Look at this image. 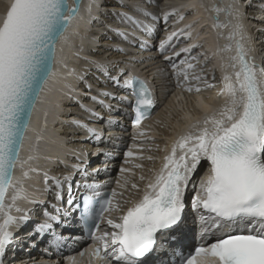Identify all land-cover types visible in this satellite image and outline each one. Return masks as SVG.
Instances as JSON below:
<instances>
[{
	"label": "snow or ice",
	"instance_id": "6c2138e0",
	"mask_svg": "<svg viewBox=\"0 0 264 264\" xmlns=\"http://www.w3.org/2000/svg\"><path fill=\"white\" fill-rule=\"evenodd\" d=\"M80 5L81 0H71V3L69 0H11L6 14L0 19V264H5L8 247L18 239L10 229L15 226L19 230L31 222L33 216V212L18 207L21 200L42 206L43 220L35 224L30 235L38 239L51 236L50 245H57L64 236L57 233L55 226H75V220L93 242L91 256L100 264H146L150 254L159 251L157 234L183 222L185 194L190 183L196 189L191 201L192 210L199 213L200 221L206 225L203 238L210 239L221 228L226 231L214 241L200 243L194 249L174 250L178 260L173 264H264V66L248 57L242 42L246 36L238 22L240 13L236 0L226 8L215 4L211 8L216 13L213 27H231L233 30L227 39L235 41V55L228 57L222 65L223 87L219 95L224 97V103L191 125L190 130L172 145L140 199L122 211L120 203L114 202L115 190L101 196L95 183L76 182L74 185L71 176L60 179L50 177L47 172L44 173V191L53 195L56 203L49 201L45 205L42 200L29 198L23 180L16 179L15 173L23 164L21 151L33 110L44 86L54 74L57 43L65 38L79 16ZM138 11L152 21L158 20L146 10ZM221 12L230 18L228 23L220 22ZM173 15L176 10L166 13L164 23L167 24ZM184 18L180 14L178 22ZM118 19L145 34L155 30L152 25L127 12L119 13ZM233 20L237 23H232ZM191 28L189 24L179 32L173 31L160 42L158 51L169 62L177 85L189 93H200L202 83L208 88L215 87L207 84L192 62L198 63L197 57L191 53L201 45L189 44L176 50L180 37L192 38ZM117 35L128 40L126 33L117 31ZM140 46L146 47L143 42ZM169 49H172L171 55ZM231 51V43L220 49L221 53ZM176 58H179L178 62ZM97 69L111 79L115 87L131 89L135 96L133 111L137 126L148 118L153 100L144 81L128 75L121 84L120 78L126 75L125 72L112 76L102 64H98ZM86 87L90 92L92 86ZM99 96L109 100L117 98L107 91H101ZM90 99L109 113L114 110L98 96ZM125 102L127 97L121 101ZM81 109L88 114L90 121L103 119L83 104ZM74 124L85 129L89 138H101L88 123L74 120ZM126 155L132 157L133 153L129 151ZM202 161L207 162L208 170L197 184L193 176ZM74 169L87 177L86 169L79 165ZM121 171L128 169L121 168ZM28 178L29 173L24 172L23 179ZM131 186L138 187L135 183ZM81 188L83 194H79ZM121 211L117 219L106 218L108 213ZM13 212L20 215L14 216ZM105 220L110 231L101 232L100 224ZM80 255L83 256L84 252Z\"/></svg>",
	"mask_w": 264,
	"mask_h": 264
},
{
	"label": "bare ground",
	"instance_id": "6f19581e",
	"mask_svg": "<svg viewBox=\"0 0 264 264\" xmlns=\"http://www.w3.org/2000/svg\"><path fill=\"white\" fill-rule=\"evenodd\" d=\"M102 1L105 0H84L79 16L68 29L65 38L59 41L57 57L53 69L54 74L50 77L49 82L45 85L40 95L30 127L26 133V139L21 151V160L23 164L18 166L15 177L18 180H23V186L29 198L42 200L45 202V205L49 201L56 203L54 196L44 191L45 172H47L50 177L54 176L60 179H63L64 176H71L74 185L76 182L83 184V182L90 180L92 181L91 183H95L99 187L101 182L103 183L102 180L98 181V179L94 178L92 173H88L87 177H85L77 173L74 166L79 165L81 167L87 162L88 164H95L96 168L106 167V169H101L99 171V173L105 176L110 170L109 166L113 167L114 157H116V154L117 156L119 154L117 148L122 145V142L116 141L113 137L106 139L101 137L99 140L89 138L85 129L76 127L74 124V120L87 121L88 114L81 109V104H90L92 106L91 109L98 113L100 117H103V119L89 121L88 124L90 126L94 124L96 129L100 130L102 128L101 122L105 121L106 128L108 127V129L105 128L106 130L104 133L108 135L117 134L120 132L119 130H122L121 128L125 127L123 123H121V120H117V118L119 117L121 119L122 115H128L130 113V107L126 106L127 108H123L126 104L121 103L123 99L116 98L114 100H109L99 96L101 91L112 92L117 91L118 88L114 86V82L111 79L105 77L102 72L98 71L97 64H102L107 67L112 76H118L117 71H119V67L123 69L125 65L131 66L136 64L135 67L132 66L126 69L127 71L129 70V75L137 78L146 77L147 75V78L152 79L149 84L152 85V88L154 87V89H152V95L154 97L152 117L144 120L138 127H134L130 130L129 134H131L132 138L129 140L130 146H127V149L128 152L131 151L133 153V156L128 157L123 154L125 156V165L121 168L128 169V171L122 172L121 169H119L117 178L113 181V189L118 193L114 198V202H118L121 197L120 200L124 202V204L121 205L122 211L126 210L132 202L141 198L146 184L155 173L159 171L161 165L164 163L163 157L170 153L172 145L180 136L188 132L191 125L203 119L205 115L211 114L212 110L219 108L224 103V97L219 95L223 87L222 82L221 85H219L220 83H217L218 85L216 84L217 86L215 88H218V91L214 94H212L213 92H209V88L206 85L202 84L199 85L202 89L200 93H196L195 91L189 93L185 91L183 87L178 88L177 82L174 83L171 79L174 77L173 74L162 76L160 71L156 70L157 68H166V65H168L167 61L159 59V57H155L156 59L154 57L146 59L150 55H148L146 51L140 52V49L143 48L140 46L141 43L135 36L140 35L153 38L154 33L145 34L139 30H134L132 26L121 23L118 19V14L119 12H127L134 15L137 19L144 22L147 21V23L153 25L155 21H152L149 17L140 15L138 10H146L159 18L157 8L152 7L148 9L154 2H150V0H148V2L147 0H123L126 1L123 3L119 0H107L110 1L109 4L104 5L99 10L98 5ZM184 1L182 0V2L175 3L170 7H164L163 14L175 9L176 15L183 14L184 17H186L184 20L186 23L189 20H194V23L191 24L192 26L199 23L202 25L195 27L194 31H198L196 36L201 35L199 37H202V40L204 39V44L206 43V49L203 50V53L206 54V57H208V55H211V57L215 56L214 58L208 57L207 60L205 59L206 61L197 59L202 64L200 63L201 65L199 64L196 68H198V70H203L205 66L207 67L212 64V59L215 68H217L220 77H222V65L227 62L228 57L235 55V41H229L227 39L229 33L233 30L231 27L218 29L213 27L216 13L212 11L211 8L213 4L220 8H226L229 4L233 3V0H186V3ZM10 2L11 0H0V19L3 18ZM142 3L148 4V6L143 9L138 5ZM241 5L242 3L240 6ZM90 6L91 11H89ZM240 6L236 1L238 11ZM248 8L252 9L255 14H264V0H253ZM250 11L248 14L245 12L246 15H242L240 10V19L238 21L242 25L243 32L246 36V39L242 42L247 51H251L248 47L249 43H251V35L247 34L245 23L251 22L257 26L262 25L259 23L260 21L254 18L255 14ZM174 16L175 15H173V17ZM245 17L246 19H244ZM229 19L230 18L224 12L220 13L219 20L222 24L228 23ZM101 21H106V25H111V28L116 31L118 30L119 32L128 34V40H123L121 36L117 35L116 31L110 30V28L107 30L114 31L113 33H104L105 27ZM232 23H237V21L233 20ZM148 40L150 41L152 39ZM191 40L189 42H192ZM179 41L181 44H187L183 37H181ZM96 43H98L97 46H95ZM230 43L232 44V51L221 53L220 49ZM252 48L254 52L257 53V56H259L257 60H262L261 65L263 66L264 30L260 31L258 36L253 39ZM137 51L142 55L138 54L139 56H137ZM155 55L154 52L151 56ZM111 61L117 64H113ZM165 68L164 70L167 69ZM229 71L231 70L229 69ZM149 72L150 74H148ZM167 76L170 81L164 85ZM213 76H217L214 68L210 76L205 74L203 78H208L206 81H216L218 78L213 79ZM81 77H87L86 83L88 82L92 86L90 92H85L87 84ZM120 79L122 84L123 77ZM167 86H170L169 91L172 90V92L168 98L165 99L162 88H166ZM123 92L125 96L128 97L131 94L129 89H123ZM85 93L88 94L86 95ZM202 93H210L211 95L206 99L202 97ZM91 96H98L100 99L105 100V104L112 105L114 110L109 113L105 107L94 103L90 99ZM75 97L78 98V101L74 102V100H76ZM187 97L195 103L194 108L196 111L193 112V114H189V112L184 111V109L181 110V103ZM160 102L161 104L164 103V108L162 109H159L157 106V103ZM130 104L131 100H129V105ZM157 109L160 111L157 112ZM175 109H178L180 112L178 114L176 113L177 116L175 120L173 118V121H170L168 113ZM116 112H119L121 115L116 117ZM165 125L166 127L168 125L170 131L164 130L163 126ZM140 133H143V135H140ZM144 145H150L154 148L141 149L140 147ZM150 150L152 152H150ZM93 151L99 153L95 154ZM82 153H86V157ZM142 155L152 157V159H148L149 157L141 158ZM106 156L107 158L102 162L100 159ZM136 165H140V167H136ZM207 166L206 161L201 162V167L197 170L198 173L200 172V176H197L199 178L196 176L193 177V180L196 181L197 184L199 180L203 178ZM31 169H36L37 171L33 172ZM89 169L90 168L87 167V172ZM24 172L29 173L28 179H23ZM97 176L102 178L99 174ZM142 176L144 177L143 180L140 178ZM133 183L138 186L136 189L132 188L131 185ZM190 188H192V192H188ZM195 190V187L190 184L185 194V221L187 225H184L183 229L189 227L192 222L198 223L199 213L196 211L191 212L189 209L192 193H194ZM79 192H84V189L81 188ZM91 195H94V193ZM66 199L67 189L65 188V203ZM125 201L128 203L126 204ZM18 207L33 212V216L31 222L22 226L19 230H17L15 226L10 229L14 237H18V239H14L12 245L8 247L5 264H28L26 262H31V264H56L55 253L62 247H65L66 244L78 239L79 228L76 221L73 220L75 226L70 225L67 228L55 226L57 233L62 234L64 239L59 241L57 245H50L49 241L53 239L51 236L38 239L37 236L30 235V233L33 232L35 224L43 220L42 206L29 204L27 201L21 200L18 202ZM49 211L52 210L49 209ZM122 211L108 213L106 214V218L111 217L117 219L119 215L122 214ZM13 215L19 216L20 213L13 212ZM73 216H75V213H73ZM107 230L109 231V229ZM62 264H65L64 261ZM69 264H97V262L89 257H84L81 259V262L73 259Z\"/></svg>",
	"mask_w": 264,
	"mask_h": 264
},
{
	"label": "rangeland",
	"instance_id": "374dc122",
	"mask_svg": "<svg viewBox=\"0 0 264 264\" xmlns=\"http://www.w3.org/2000/svg\"><path fill=\"white\" fill-rule=\"evenodd\" d=\"M119 1H121V2H126V1H123V0H119ZM184 1V0H183ZM186 1V0H185ZM184 1V2H185ZM237 1V3H238V5L240 6V4L242 3V5L239 7V11L241 10V12H242V15H246V13L245 12H247V14L249 13V11L250 12H252L253 14H255V12L252 10V9H249L248 7L250 6V3L253 1V0H236ZM109 2L110 1H107V0H105V1H102L101 2V4L99 5V10H100V8H102L104 5H106V4H109ZM147 2H148V0H147ZM150 2H154L153 4H152V6L150 5L149 7L150 8H148V9H151L152 7L153 8H157V13L159 14V18H158V20L157 21H155V24H153L152 26H153V28L155 29L154 30V37L153 38H148V36H135V37H137V39L140 41V43L141 42H143L145 45H146V47L144 48V47H142L143 49H140V52L141 51H146L147 53H148V55H150V56H148L146 59H149V58H152V57H159V59H164L163 58V56L160 54V52L158 51V48H159V44H160V42L161 41H163V40H165L166 39V37L168 36V35H170L173 31H176V32H179V30L181 29V28H185L187 25H189V24H193L194 23V20H189L187 23L184 21L185 20V18L183 19V20H180L179 22H178V15H180V14H177V15H175L174 17L173 16H171V17H169V19H168V22H167V24H165L164 23V21H163V17H164V15L167 13V12H165L164 14H163V9H164V7H170L171 5H173V4H177V3H180V2H182V0H150ZM145 3H146V1H145ZM145 3H142V4H138L141 8H143V9H145V7H147L148 6V4H145ZM186 3V2H185ZM112 4V3H111ZM242 7V8H241ZM241 8V9H240ZM102 10V9H101ZM175 10V9H174ZM248 10V11H247ZM120 13V12H119ZM157 14V15H158ZM173 17V18H172ZM257 21H260L259 23H261L262 25H255V24H253V23H251V22H249V23H245V25H246V29H247V34L248 35H251V37L250 38H252V39H254V38H256L257 36H258V33L260 32V31H263L264 30V14H259V13H256L255 14V17H254ZM244 19H246V17L244 18ZM146 23H147V21H145ZM101 23L104 25V27H105V31H104V33H113L114 31H116V30H114L113 28H111V25H106L107 24V22L106 21H101ZM149 24V23H148ZM198 25H201L200 23L199 24H196V25H193L192 26V28H191V33H192V42H189L190 40H188V39H184V41H186L187 42V44L186 43H182L181 44V42L180 41H178V43H177V45H176V50L178 51L179 50V48H182V47H187L189 44H197V45H201V47H198V48H194L193 49V51H192V53H191V55H194V56H196L197 57V59H203L204 61H206L207 60V58L208 57H210V58H214V56H212L211 57V55H208V57H206V54L205 53H203V50H205L206 48H205V44H204V42L205 41H203L202 40V37H199V36H201V35H199V36H196L197 34H198V31H194L195 30V27H197ZM107 26H110V27H107ZM202 26V25H201ZM108 28H110V30L112 29V30H114V31H108L107 29ZM118 31V30H117ZM116 31V32H117ZM205 31V30H204ZM203 31V32H204ZM206 32H207V30H206ZM134 36V35H133ZM145 37V38H144ZM181 38V37H180ZM179 38V39H180ZM148 39H152V40H148ZM195 39V40H194ZM186 44V45H185ZM98 45V43H96L95 44V46H97ZM170 51V52H169ZM154 52H155V56H151L152 54H154ZM194 53V54H193ZM196 53V54H195ZM142 55L141 53H139V51H137V56H139V55ZM168 54L169 55H171L172 54V49H169L168 50ZM213 54V53H212ZM184 54H182V56H183ZM201 55V56H200ZM200 56V57H199ZM202 57V58H201ZM262 57H263V59H264V54H262ZM156 59V58H155ZM178 59L179 58H177V62H178ZM206 59V60H205ZM144 60V59H143ZM165 60V59H164ZM166 61V60H165ZM113 61H111V63H112ZM193 63H195L196 64V66H198L201 62L200 61H198V63L197 62H195V61H192ZM210 62V61H209ZM211 62H212V64H210V66H205V68H203V70L204 71H200L201 69H199L198 70V68H196V70H197V73L198 74H201L202 76H204L205 74L207 75V76H210V74L212 73V71H213V68H214V71H216V77L215 78H218L219 80H220V82H219V80L217 79L216 81H213V80H209V81H206L207 82V84H214L215 85V87L219 84V85H221V77H220V74L218 73L219 71L217 70V68H215V66H214V61H212V59H211ZM167 63H168V65H166L167 67V69L166 70H164V68L162 67V68H160V69H156L157 71L159 70L160 71V74L162 75V76H164V75H168V74H173L174 75V77H175V73L172 71V69H171V67H170V64H169V62L167 61ZM110 64V63H109ZM108 64V65H109ZM113 64H117L116 62H113ZM118 64H121V63H118ZM202 64V63H201ZM200 64V65H201ZM209 64V63H208ZM98 65V64H97ZM135 65L136 64H134V65H131V66H129V65H125L124 67H123V69H121L120 67H119V71H117V74L119 75V73L121 72V71H123V72H125L126 73V75L123 77V79H126L127 78V76L129 75V70L127 71L126 69H129V67H132V66H134L135 67ZM157 66V65H156ZM263 66H264V60H263ZM121 69V70H120ZM141 70V69H140ZM148 74H150V72L148 73ZM106 77V76H105ZM173 77V76H172ZM174 77L173 78H171L173 81H174V83L175 82H177V80H176V77H175V79H174ZM220 77V78H219ZM83 79L85 80V83H86V80H87V77H83ZM166 83L164 84V85H166L167 84V82H169L170 81V79H168V76L166 77ZM205 80H207L208 78H204ZM214 83H213V82ZM210 82V83H209ZM218 83V84H217ZM87 85H90V83H86ZM177 84V83H176ZM217 84V85H216ZM202 85H206V84H203L202 83ZM178 86V85H177ZM193 86L195 87L196 85H195V83H193ZM215 87H212V88H209V92H213L212 94H214L216 91H218V88H215ZM169 88H170V86H167L166 88H162V91H164V96H165V99H167L168 98V96L171 94V92H172V90L171 91H169ZM178 88H179V86H178ZM181 88V87H180ZM211 89V90H210ZM86 91H89L88 90V88H86V90H85V92ZM110 93H113L117 98H119V99H124L126 96H125V94H124V92H123V89L122 88H118L117 89V91H112V92H110ZM75 94H77V93H75ZM202 95V97L203 98H206V99H208V97L211 95L210 93H202L201 94ZM76 98V97H75ZM164 98V97H163ZM127 100H128V97H127ZM190 100V101H189ZM75 101H78V98H76V100H74V102ZM158 101H160V100H158ZM161 102H163V101H161ZM161 102L160 103H157V106L159 107V109L161 108H164V103L163 104H161ZM125 103H127V102H125ZM194 102L189 98V97H187L182 103H181V110H183L184 109V111H187V112H189V114H193V112H195L196 110H195V106H194ZM162 105V106H161ZM84 106H86L87 108H89V109H91L92 108V106L90 105V104H88V105H84ZM95 107V106H94ZM93 107V108H94ZM158 107H156V108H158ZM123 108H126V104H125V106L123 107ZM158 111H160V110H158L157 109V112ZM177 111V112H176ZM180 111H178V109L176 110H171V112L170 113H168V116H169V119H170V121H173V118H174V120H175V118H176V116H177V114L179 113ZM173 113V114H172ZM177 113V114H176ZM120 115V113L118 112H116V117L117 116H119ZM174 115V116H173ZM115 117V118H116ZM116 120V119H115ZM117 120H121L119 117L117 118ZM89 118L87 117V121L86 120H84V121H82V122H85V123H89ZM89 127H93V128H95L96 129V127H95V125L93 124V126H90L89 125ZM119 128H121V127H119ZM163 128H164V130L166 131H170V128H168V125H167V127H166V125L165 126H163ZM104 129V128H103ZM106 129H108V127L106 128ZM106 129H104V130H106ZM122 130H119L120 132L119 133H117V134H114V135H108L107 133H104L105 131H103L102 130V128L100 129V130H98V129H96L99 133H100V137H103V139H106V138H109V137H113V138H115V140L116 141H118V142H122V145H120V147H119V154H118V156H117V154H116V157H114V164H113V167L112 166H109V168L111 167V169L108 171L109 173H111V174H118L119 172H118V169H121V167L123 166V165H125V156L124 155H126L127 153H128V149H127V146H130V144H129V140L132 138V136H131V134H129L130 132L127 130V128L126 127H123V128H121ZM169 129V130H168ZM164 141V140H163ZM141 149L142 148H154V147H151L150 145H144V146H141L140 147ZM150 152H152L151 150H150ZM78 153H80V152H78ZM105 154V153H104ZM103 154V155H104ZM124 154V155H123ZM105 155H107V154H105ZM104 155V156H105ZM127 156V155H126ZM143 157H149V156H144V155H142L141 156V158H143ZM105 158H107V156L106 157H102V159H100L102 162H104L105 161ZM99 161V160H98ZM89 165V164H88ZM115 165L118 167H116L115 168ZM105 169H106V167H104ZM104 170V169H103ZM152 172V171H151ZM142 174H143V171H142ZM99 175L101 176V177H103L104 175H102L101 173H99ZM197 177V176H200V172L198 173L197 172V175H196V173L194 174V176L193 177ZM141 178V177H140ZM197 178H199V177H197ZM194 179V178H193ZM191 184V183H190ZM192 190V188H190V190L188 191V192H192L191 191ZM135 194H137V193H135ZM194 193H192V195H193ZM195 195V194H194ZM193 195V196H194ZM134 196V195H133ZM122 203H124L123 201H121ZM18 248V247H17ZM20 250H23V249H21V248H19ZM26 263H28V264H31V262H26Z\"/></svg>",
	"mask_w": 264,
	"mask_h": 264
},
{
	"label": "water",
	"instance_id": "95a60500",
	"mask_svg": "<svg viewBox=\"0 0 264 264\" xmlns=\"http://www.w3.org/2000/svg\"><path fill=\"white\" fill-rule=\"evenodd\" d=\"M83 1H84V0H81L80 10H81V6H82ZM10 3H11V2H10ZM69 3H71V0H69ZM9 5H10V4H9ZM9 5H8V7H9ZM8 7H7V8H8ZM6 10H7V9H6ZM5 14H6V12H5ZM5 14H4V15H5ZM69 28H70V27H69ZM58 43H59V42H58ZM58 43H57V46H56V57H57V47H58ZM54 64H55V63H54ZM53 69H54V68H53ZM49 79H50V78H49ZM48 82H49V80H48ZM48 82H47V83H48ZM47 83H46V84H47ZM44 87H45V86H44ZM43 90H44V89H43ZM41 93H42V92H41ZM40 95H41V94H40ZM36 104H37V103H36ZM35 107H36V106H35ZM34 110H35V109H34ZM34 110H33V113H34ZM33 113H32V117H31V121H32V118H33ZM31 121H30V124H31ZM29 127H30V126H29Z\"/></svg>",
	"mask_w": 264,
	"mask_h": 264
}]
</instances>
